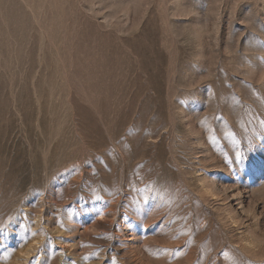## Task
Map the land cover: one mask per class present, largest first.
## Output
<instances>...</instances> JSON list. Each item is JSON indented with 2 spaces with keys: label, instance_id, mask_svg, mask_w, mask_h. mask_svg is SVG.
I'll use <instances>...</instances> for the list:
<instances>
[{
  "label": "rangeland",
  "instance_id": "rangeland-1",
  "mask_svg": "<svg viewBox=\"0 0 264 264\" xmlns=\"http://www.w3.org/2000/svg\"><path fill=\"white\" fill-rule=\"evenodd\" d=\"M0 264H264V0H0Z\"/></svg>",
  "mask_w": 264,
  "mask_h": 264
}]
</instances>
